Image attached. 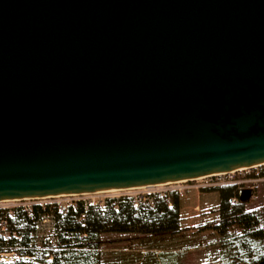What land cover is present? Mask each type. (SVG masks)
<instances>
[{
	"label": "water",
	"instance_id": "water-1",
	"mask_svg": "<svg viewBox=\"0 0 264 264\" xmlns=\"http://www.w3.org/2000/svg\"><path fill=\"white\" fill-rule=\"evenodd\" d=\"M262 164L264 0H0V200Z\"/></svg>",
	"mask_w": 264,
	"mask_h": 264
},
{
	"label": "trees",
	"instance_id": "trees-1",
	"mask_svg": "<svg viewBox=\"0 0 264 264\" xmlns=\"http://www.w3.org/2000/svg\"><path fill=\"white\" fill-rule=\"evenodd\" d=\"M203 189L218 193L213 228L222 264H264V203L247 209L235 183ZM134 201L133 195L121 194L100 202L79 199L62 206L54 201L0 209V254L15 256L0 264H101L100 250L114 240L105 239V233L132 234L156 247L182 232L178 191L149 193L137 206ZM45 217H51L52 229L39 235L37 226ZM151 255L146 264H160L156 252Z\"/></svg>",
	"mask_w": 264,
	"mask_h": 264
},
{
	"label": "rangeland",
	"instance_id": "rangeland-1",
	"mask_svg": "<svg viewBox=\"0 0 264 264\" xmlns=\"http://www.w3.org/2000/svg\"><path fill=\"white\" fill-rule=\"evenodd\" d=\"M264 164L258 165L252 168H247L235 172L237 179H240L242 175H260V179L254 182H235L237 187L242 186L253 187L254 193L250 200L246 201L245 207L252 209L258 207L264 203ZM202 180H194L184 182L181 185H185L183 193L189 189H203L204 187L199 186ZM244 184V185H243ZM175 184L154 186V187H133L127 189L118 190H107V191H94L82 194H65L56 196H44L37 198H26V199H13V200H0V209H7L16 205H23L25 207L31 206L33 203H46V202H58L60 205H66L70 202L84 199L86 201H102L108 196H118L121 194L137 195L141 192H147L150 190H161L173 189ZM187 185V186H186ZM215 191V190H214ZM214 198V196H212ZM219 201V199H218ZM188 205H184L182 212H185V219L182 221L183 231L180 236L172 241L167 239L163 245L166 250H160V244L156 247L155 244L147 245L140 243L138 238L132 234H121V233H105L103 237L105 239H114L109 242L104 248L100 250V257L102 259L101 264H146L148 258H151V254L156 252L157 257L160 261L167 259L171 253L169 248L177 249L175 252L179 257L180 264H222L220 256V250L218 247V233L214 229V224L219 217V212L214 205L211 209L202 207L200 210L193 212L192 208H188ZM184 214V213H183ZM52 229L51 217H45L37 226L39 235H45ZM15 256L10 253L0 254V259L11 260Z\"/></svg>",
	"mask_w": 264,
	"mask_h": 264
},
{
	"label": "built area",
	"instance_id": "built-area-1",
	"mask_svg": "<svg viewBox=\"0 0 264 264\" xmlns=\"http://www.w3.org/2000/svg\"><path fill=\"white\" fill-rule=\"evenodd\" d=\"M247 168H252V167H245V168H241V169H238V170L214 173V174H210V175H207V176H203V177H199V178L191 179V180H176V181H172V182L151 185V186H148V187L175 184L173 186V189L162 188L161 190H158V191L150 190V191H147V192L138 193L137 195H133L134 196V200H135L134 201V205L137 206L139 203L145 202L147 197H148V194L152 193V192H164V191H168V190L183 191L185 189V185H181V184L184 183V182H189V181H194V180H202V182L199 184V186H201V187H214V186L230 184V183H235V182H241V183L254 182V181L260 179V175H257V176H254V175H242L240 179H237V175H235V172H237L239 170L247 169ZM142 187H146V186H142ZM240 187H243L242 184L239 185V188ZM94 202H96V201H94ZM98 202H100V201H98Z\"/></svg>",
	"mask_w": 264,
	"mask_h": 264
},
{
	"label": "crops",
	"instance_id": "crops-1",
	"mask_svg": "<svg viewBox=\"0 0 264 264\" xmlns=\"http://www.w3.org/2000/svg\"><path fill=\"white\" fill-rule=\"evenodd\" d=\"M212 196H214V198ZM218 199H219L218 193L214 190H204V189H201V190L200 189H198V190L193 189L192 190V189H189L187 191H184L183 193H179V207H180V217H181L180 223H182V221L186 217L185 212H187V211H185V212L181 211L185 204L188 205L187 209L192 208V211L195 212V211L200 210L202 207H205L207 209H211L213 207L211 205H214V208H215V206L218 207V204H219ZM187 213L191 214L192 212L191 213L187 212ZM180 226L182 228L185 227L182 224H180ZM180 234L173 237L172 240L179 237ZM164 245H162V246L160 245V250H163V249L166 250L167 249V248H164L165 247ZM217 248H219L220 253H221V247L218 245ZM169 249L173 252V253H171V257L169 255V257L163 261H160V258H159L160 264H180L181 259L179 257H177V255H175V254H177L175 252L177 249H173V248H169ZM220 259H221V256H220Z\"/></svg>",
	"mask_w": 264,
	"mask_h": 264
},
{
	"label": "bare ground",
	"instance_id": "bare-ground-1",
	"mask_svg": "<svg viewBox=\"0 0 264 264\" xmlns=\"http://www.w3.org/2000/svg\"><path fill=\"white\" fill-rule=\"evenodd\" d=\"M160 184V183H159ZM113 190V189H112ZM118 190V189H117Z\"/></svg>",
	"mask_w": 264,
	"mask_h": 264
}]
</instances>
